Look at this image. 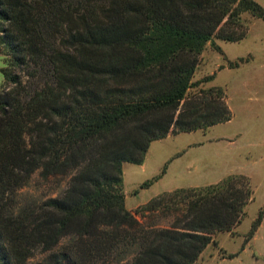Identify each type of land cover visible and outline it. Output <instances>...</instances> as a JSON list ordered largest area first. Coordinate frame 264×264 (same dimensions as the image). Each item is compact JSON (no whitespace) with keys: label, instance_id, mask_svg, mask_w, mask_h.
Returning <instances> with one entry per match:
<instances>
[{"label":"trees","instance_id":"16d2710c","mask_svg":"<svg viewBox=\"0 0 264 264\" xmlns=\"http://www.w3.org/2000/svg\"><path fill=\"white\" fill-rule=\"evenodd\" d=\"M244 11L264 19L257 0H0V264H196L234 231L248 176L130 209L122 163L231 118L223 87L199 85L213 75H192L206 42L245 36ZM34 176L68 179L37 199L21 193ZM262 218L264 205L243 243Z\"/></svg>","mask_w":264,"mask_h":264},{"label":"rangeland","instance_id":"374dc122","mask_svg":"<svg viewBox=\"0 0 264 264\" xmlns=\"http://www.w3.org/2000/svg\"><path fill=\"white\" fill-rule=\"evenodd\" d=\"M257 1L264 7V0ZM242 18L247 25L245 36L233 41L214 38L218 49L206 42L192 75L193 81L213 75L199 85L222 86L232 117L206 129L169 132L150 142L141 162L122 163L124 200L131 209L175 186L203 184L224 176L230 169L252 168L253 193L245 206L244 217L233 232L217 231V242L204 247L196 264H264V222L243 243L252 220L264 205V19L248 11L242 13ZM3 57L0 52V68ZM2 82L0 70V88ZM165 164L166 169L161 172ZM159 173L149 185L140 186ZM67 179L42 180L34 176L21 193L32 194L37 199L56 195ZM227 253L236 254L230 257Z\"/></svg>","mask_w":264,"mask_h":264},{"label":"crops","instance_id":"0c3cea01","mask_svg":"<svg viewBox=\"0 0 264 264\" xmlns=\"http://www.w3.org/2000/svg\"><path fill=\"white\" fill-rule=\"evenodd\" d=\"M239 65V64H238ZM238 65H236V66H238ZM232 117V116H231ZM249 169L251 170L252 168L251 167H249ZM250 170H248V169H240V170H237V169H230V170H228V172H226V174H228V173H241V174H244V175H246V176H248V178H249V181H250V185H252V183H251V178H252V170L250 171ZM225 174V175H226ZM224 175V176H225ZM223 176H220V177H217L215 180H213V181H210V182H205V183H203V184H208V183H212V182H216L217 180H219L220 178H222ZM203 184H198V183H194V184H187V185H185V186H196V185H203ZM181 186H183V185H178L177 187H181ZM176 187V186H175ZM252 187V186H251ZM131 209V208H130ZM263 222H264V218H262V220H261V222H260V224L257 226V228H256V230H255V232L254 233H256L258 230H259V228L261 227V225L263 224ZM255 235V234H254Z\"/></svg>","mask_w":264,"mask_h":264}]
</instances>
